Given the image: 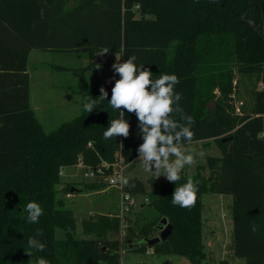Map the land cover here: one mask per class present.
Segmentation results:
<instances>
[{
  "label": "trees",
  "instance_id": "1",
  "mask_svg": "<svg viewBox=\"0 0 264 264\" xmlns=\"http://www.w3.org/2000/svg\"><path fill=\"white\" fill-rule=\"evenodd\" d=\"M32 51L88 52L84 71L101 64L95 62L97 53L121 54L122 63L135 55L153 80L175 74L183 112L170 118L178 124L184 123L182 115L194 120L193 141L183 143L217 139L222 157H209L192 177L154 187L123 239L114 237L121 232L120 220L108 215L83 220L84 237L77 238V219L65 199L72 187L60 189L61 171L80 163L85 168L113 163L118 152L124 166L138 159L143 143L138 118L122 109L129 136L103 138L119 118L108 102L118 74L110 86L81 82L80 114L47 132L30 105ZM245 80L253 83L252 104L242 108L243 116L233 117L231 96ZM101 87L107 100L86 112L84 104L98 98ZM216 90L221 95L210 108ZM189 178L199 182L195 206L173 205L175 188ZM126 187L131 194L146 193L137 179ZM206 194L232 196L234 256L264 264V0H0V264H37L40 258L49 264H121L124 251L148 250L204 264ZM32 201L44 210L37 223L27 220ZM163 218L173 232L151 248L146 240L160 235ZM30 238L45 249L30 247Z\"/></svg>",
  "mask_w": 264,
  "mask_h": 264
},
{
  "label": "rangeland",
  "instance_id": "2",
  "mask_svg": "<svg viewBox=\"0 0 264 264\" xmlns=\"http://www.w3.org/2000/svg\"><path fill=\"white\" fill-rule=\"evenodd\" d=\"M106 57V56H105ZM104 57V58H105ZM35 55L30 58V68L33 74V92L37 94V91L41 90L42 87L45 89H56L66 90L69 94L74 95L75 98L82 95L80 92L81 82L91 85L102 84L103 78L110 72V67L102 64L99 69L93 68L91 70L84 69L89 66L90 59L89 53L85 51L75 52L70 51L66 53H48L45 52L42 58L37 61ZM114 58H117L115 56ZM101 61V59H100ZM58 67L64 70H58ZM48 74L49 79L44 75ZM234 81V87L238 86L237 79ZM240 81V79H239ZM244 86L239 87V93L236 91L231 96V107L230 114L234 116H243L244 106L250 107L252 104L251 91L253 89V83L245 80ZM258 90L263 89V84L257 85ZM81 93V95H80ZM216 99L210 102L209 107L214 108V103L219 99L221 93L219 90L215 92ZM64 118L56 119L52 122H44V128L47 132L53 131L59 127L62 123L75 118L77 115L66 114ZM223 142V141H222ZM225 143V142H223ZM208 144V145H207ZM187 149H194L196 152L203 151L206 155L203 159H198L197 162L190 166H185L182 170L181 175H187L192 177L197 174L199 167L207 166V159L209 157H222V152L219 149V141L213 140L210 142H198L193 144L185 145ZM121 153L118 152L113 163L103 162L101 164L104 175L93 181V179L85 177V167L74 166L71 168H64L61 176L62 190L65 186H70L72 189L79 194L76 199L65 196L68 207H70L77 219L75 235L77 238H83V220L96 218L97 216H114L118 214V196L119 189L110 186V178L115 170H120L121 166ZM123 177L127 178L128 183L137 179L145 186L146 193L134 194L139 200L138 206L134 207L129 216H127V222L133 223L137 215L144 210L142 208L145 199L149 198V192L154 187H160L162 183L168 182L165 176L161 173L157 174L147 173L143 170L141 160L138 158L126 167H123ZM153 171L155 168L153 166ZM66 172V175H65ZM204 174L208 175V171H203ZM64 173V174H63ZM102 186L99 189L89 190V186ZM127 185H125V190ZM70 195V194H69ZM64 198L63 194H60ZM203 202V241L207 253V259L204 264H224L226 260H230L227 251H231L232 236L229 235L230 222L232 219V203L233 198L230 195H219V194H206L202 198ZM142 203V204H141ZM117 218V217H116ZM122 235L120 232L115 235V239H123V236L128 233L126 229ZM56 237L58 239L64 238V232L61 230L56 231ZM149 251V250H148ZM152 251V250H151ZM121 264H191L185 257L179 256H165L155 254H147L146 252H123L121 256ZM236 264H247L244 259L236 258Z\"/></svg>",
  "mask_w": 264,
  "mask_h": 264
},
{
  "label": "clouds",
  "instance_id": "3",
  "mask_svg": "<svg viewBox=\"0 0 264 264\" xmlns=\"http://www.w3.org/2000/svg\"><path fill=\"white\" fill-rule=\"evenodd\" d=\"M108 50H105V53ZM136 56L128 57L123 63L113 64L115 73L120 79L115 81L109 105L118 111L119 118L111 121L110 126L103 133L104 139L122 136L127 138L130 134V124L125 119L126 109L128 113H135L138 118V127L143 143L138 147L139 159L143 170L147 173H161L169 182H177L185 166L193 165L198 159H203V151L196 152L186 148L183 141L191 143L194 132L191 129L194 120L191 116H181L183 124H178L170 118L175 111L182 113L179 105L181 93L174 92V86L180 81L175 74H162L158 79H152V72L144 68V65L135 63ZM99 69L101 65L97 64ZM101 95L96 99H89L84 104V110L91 113L95 109L98 100H107L108 92L101 87ZM92 97V96H91ZM179 129V130H177ZM153 166L155 171H153ZM113 182L128 185L125 177L117 176ZM198 181L189 178L185 184L176 187L172 195V204L182 208L191 209L197 201ZM27 220L37 223L44 214L39 203L32 201L26 206ZM255 231V228H253ZM40 233L37 232V236ZM30 247L43 251L45 244L35 238L28 241ZM31 255L30 252H27ZM37 264H49L44 258H40Z\"/></svg>",
  "mask_w": 264,
  "mask_h": 264
},
{
  "label": "crops",
  "instance_id": "4",
  "mask_svg": "<svg viewBox=\"0 0 264 264\" xmlns=\"http://www.w3.org/2000/svg\"><path fill=\"white\" fill-rule=\"evenodd\" d=\"M45 52L43 51H32L30 54V58L35 55L37 61L42 58ZM50 53V52H48ZM106 56V57H105ZM117 56V58H114ZM105 57V58H104ZM30 58H29V67L28 73L30 75V105L32 110L34 111L36 117L40 120L42 125L44 126V122H52L56 119L64 118L66 114H74L79 115L82 111V103L83 98L81 96H77L75 98L74 95L68 93V91L56 90V89H45L42 87L41 90L37 91V94L33 92V74L30 68ZM34 58V60H35ZM101 63L110 67V72L103 78L102 84L106 86H110L117 78L118 73H115L113 69V64L116 62L122 63V55L121 54H101L100 55ZM96 61V60H95ZM87 68V67H86ZM58 70H64L61 67H58ZM47 79H49V75H44ZM81 92V90H80ZM79 166H82L80 163ZM71 168V167H70ZM69 169V168H68ZM66 168V172L68 170ZM65 172V175H66ZM64 174V173H63ZM79 194L76 192H72L68 195L72 200L76 199ZM223 196V195H222ZM229 235L232 236V244H233V222H230ZM231 244V251H227L229 254L230 260H226L224 264H236L235 256L233 251V245Z\"/></svg>",
  "mask_w": 264,
  "mask_h": 264
},
{
  "label": "built area",
  "instance_id": "5",
  "mask_svg": "<svg viewBox=\"0 0 264 264\" xmlns=\"http://www.w3.org/2000/svg\"><path fill=\"white\" fill-rule=\"evenodd\" d=\"M121 164V168L120 170H115V172L112 174L109 182H110V186L111 187H115L117 189H119V196H118V201H119V206H118V214L116 215V217L120 220L121 222V232L122 235L125 233L124 231L127 228V216L130 215L132 209L136 206H138L139 204V200L138 198H136V196H134L133 194L127 192L124 188L125 185L120 183V182H113L114 179L117 176L123 177V167H126ZM86 172H85V177L90 178L96 180L99 179V177H103L104 172H103V168L101 165L97 166V167H89V168H85ZM61 175H62V171H61ZM149 200L145 199L143 204H148ZM142 204V203H141ZM147 254H152V251L149 250L147 252Z\"/></svg>",
  "mask_w": 264,
  "mask_h": 264
},
{
  "label": "water",
  "instance_id": "6",
  "mask_svg": "<svg viewBox=\"0 0 264 264\" xmlns=\"http://www.w3.org/2000/svg\"><path fill=\"white\" fill-rule=\"evenodd\" d=\"M137 19H140V13H138ZM96 63H100V54H96ZM226 140H223L225 142ZM78 192L76 189H72V192ZM159 231L161 232L159 236L146 240V244L153 248L156 244H159L161 242H165L172 234L173 232V227L171 224L168 223V220L166 218H163L160 222V225L158 227Z\"/></svg>",
  "mask_w": 264,
  "mask_h": 264
}]
</instances>
